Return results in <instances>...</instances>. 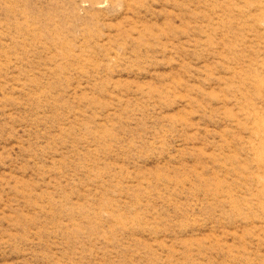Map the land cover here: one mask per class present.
<instances>
[{
	"label": "rangeland",
	"instance_id": "obj_1",
	"mask_svg": "<svg viewBox=\"0 0 264 264\" xmlns=\"http://www.w3.org/2000/svg\"><path fill=\"white\" fill-rule=\"evenodd\" d=\"M0 264H264V0H0Z\"/></svg>",
	"mask_w": 264,
	"mask_h": 264
}]
</instances>
